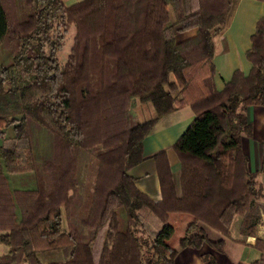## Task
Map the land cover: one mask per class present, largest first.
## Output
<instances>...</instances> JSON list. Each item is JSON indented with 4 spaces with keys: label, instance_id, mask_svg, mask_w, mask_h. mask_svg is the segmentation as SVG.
I'll return each instance as SVG.
<instances>
[{
    "label": "trees",
    "instance_id": "trees-1",
    "mask_svg": "<svg viewBox=\"0 0 264 264\" xmlns=\"http://www.w3.org/2000/svg\"><path fill=\"white\" fill-rule=\"evenodd\" d=\"M231 0H0V264H173L179 249L217 264L235 216L251 234L258 195L246 168L243 110L264 107V17L245 52L247 74L234 70L221 90L212 82V37ZM71 44L57 58L68 30ZM133 99L154 115L129 124ZM189 107L192 120L170 149L195 169L179 201L166 151L154 154L161 199L134 185L142 140L163 115ZM46 146L39 149V138ZM22 142V154L17 152ZM158 222L146 231L138 210ZM169 213L191 216L175 246ZM261 250L264 240L254 241ZM54 250L61 260L43 263Z\"/></svg>",
    "mask_w": 264,
    "mask_h": 264
},
{
    "label": "crops",
    "instance_id": "crops-1",
    "mask_svg": "<svg viewBox=\"0 0 264 264\" xmlns=\"http://www.w3.org/2000/svg\"><path fill=\"white\" fill-rule=\"evenodd\" d=\"M79 1L63 0V3L68 6ZM261 17H264V0H231L225 25L212 37V82L216 90L219 91L223 88L234 70H239L244 75L248 73L250 62L246 59L245 52L250 46V36L254 31L255 23ZM131 106L135 120L132 124L154 115L150 104L142 106L138 102H131ZM242 114L248 125V130H243L240 133V148L246 157L248 172L254 174L258 195L252 200L251 207L256 222L251 234L242 233L239 229L241 217L235 216L229 236L222 235L201 222L196 223L203 229L209 240L220 238L223 240L222 252L214 253L217 264H264V246L262 250L254 246L255 240H264V107L249 105L245 107ZM192 118L193 113L187 106L174 110L159 118L142 140L143 160L132 167L129 174L133 177L135 187L152 201L161 199L153 157L161 150L166 151L176 196L179 201L184 199L181 182L184 176H194L195 169L178 161L170 147ZM8 127L2 129V138L12 136V132L11 135L4 134ZM138 213L144 224L148 226L146 231L157 228V220L146 209L142 208L138 210ZM190 217L185 213L168 214V221L174 226V235L170 239L173 246L185 225L190 221ZM5 249V246L0 244V254ZM208 251L209 249L205 245L199 250L188 247L179 249L174 256L173 264H200L199 254ZM45 252L50 253L49 257L54 258L51 261L61 260V255L57 251ZM43 263H47V261Z\"/></svg>",
    "mask_w": 264,
    "mask_h": 264
},
{
    "label": "rangeland",
    "instance_id": "rangeland-1",
    "mask_svg": "<svg viewBox=\"0 0 264 264\" xmlns=\"http://www.w3.org/2000/svg\"><path fill=\"white\" fill-rule=\"evenodd\" d=\"M72 33H73V29L72 28H70L69 30H68V32H67V34H66V36H65V39H64V41H63V45H62V47L60 48V50H58L57 51V58L59 59V61H63L64 60V58H65V56H66V54H67V51H68V49H69V46H70V44H71V36H72ZM3 52L1 53L0 52V58H2L3 57ZM131 102H138V104H142V106H147L149 103H141V102H139V101H137L136 99H133ZM131 110H132V106H131V103H130V106H129V110H128V120H129V124H132L133 122H135V120L133 119L134 118V115H133V113L131 112ZM153 110V109H152ZM131 112V113H130ZM134 112V111H133ZM129 114H130V116H129ZM6 130V132L4 133V134H7L8 135V133L11 135V126L9 125V127L7 128V129H5ZM13 135V134H12ZM5 137V136H4ZM2 138V137H0V143H1V145H3V146H5V147H10L11 145H12V142H11V139H12V136L10 137V138ZM39 149L37 148V149H35L34 151H38V150H40V149H43L45 146H46V142H45V139H44V137H40L39 138ZM22 143V142H21ZM20 142H18V148H17V152L19 153V154H22V144H21ZM151 218H153V217H151ZM154 220V219H153ZM154 222L156 223V221L154 220ZM157 224V223H156ZM148 226L146 225V228H147ZM49 254L50 253H48V252H45V253H38V255H39V258H40V260L42 261V262H48V261H51V260H54V258H52V257H49Z\"/></svg>",
    "mask_w": 264,
    "mask_h": 264
}]
</instances>
